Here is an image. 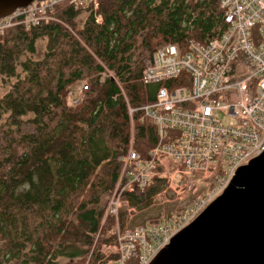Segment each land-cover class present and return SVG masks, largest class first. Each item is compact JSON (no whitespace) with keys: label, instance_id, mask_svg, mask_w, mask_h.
<instances>
[{"label":"trees","instance_id":"16d2710c","mask_svg":"<svg viewBox=\"0 0 264 264\" xmlns=\"http://www.w3.org/2000/svg\"><path fill=\"white\" fill-rule=\"evenodd\" d=\"M55 11L56 21L0 35L9 87L0 99V264L106 262L103 248L128 222L123 211L118 224L107 215L128 153L149 159L159 139L141 110L166 85L144 82L149 60L163 45H204L227 28L220 0H98L97 10ZM164 186L155 177L124 198L149 209Z\"/></svg>","mask_w":264,"mask_h":264},{"label":"built area","instance_id":"2783aa9c","mask_svg":"<svg viewBox=\"0 0 264 264\" xmlns=\"http://www.w3.org/2000/svg\"><path fill=\"white\" fill-rule=\"evenodd\" d=\"M62 4L98 9V0L36 1L0 19V35L16 25L56 21L55 9ZM220 8L227 24L220 38L204 45L193 39L167 44L153 54L144 82L166 85L141 110L159 139L149 159H140L131 147L126 182L122 175L107 209L118 224L120 212L131 207L125 193L144 190L159 177L165 186L155 199L168 193L185 203V213L127 232L117 227L116 244L103 248V264H128L136 257L137 264H150L223 193L239 168L264 151V0H220Z\"/></svg>","mask_w":264,"mask_h":264},{"label":"water","instance_id":"95a60500","mask_svg":"<svg viewBox=\"0 0 264 264\" xmlns=\"http://www.w3.org/2000/svg\"><path fill=\"white\" fill-rule=\"evenodd\" d=\"M36 1L0 0V19ZM252 158L150 264H264V151Z\"/></svg>","mask_w":264,"mask_h":264},{"label":"rangeland","instance_id":"374dc122","mask_svg":"<svg viewBox=\"0 0 264 264\" xmlns=\"http://www.w3.org/2000/svg\"><path fill=\"white\" fill-rule=\"evenodd\" d=\"M87 17V14H83L82 17H80L79 19V23L82 24L84 19ZM46 50V41L40 42L38 45V54H37V58H41ZM150 62V60H149ZM148 62V64H149ZM184 86L190 88V83L189 81L184 83ZM80 90V89H78ZM9 91V87H5L3 82H2V78L0 76V99ZM71 96V94H70ZM70 96L68 98V103L69 105H75L77 104L79 101L75 100L74 98L70 99ZM167 197L168 200L170 201H165L164 197ZM174 196L165 193L159 197H157L156 199H154V204L149 208V209H145V210H137L135 209H131V207L127 210H124L123 214H126L128 217V222L125 223V227L124 229H120V232H124L126 230H135L137 227H142V226H146V225H151L152 220L156 219L159 215L162 216H181L183 215L185 212V203L180 204V201H175L174 202ZM173 200V201H172ZM129 210H132L131 213L129 212ZM135 210V211H134ZM121 226V225H120ZM117 232V231H116ZM127 232V231H126ZM64 263V262H63Z\"/></svg>","mask_w":264,"mask_h":264}]
</instances>
